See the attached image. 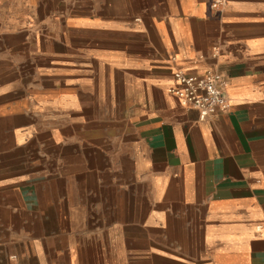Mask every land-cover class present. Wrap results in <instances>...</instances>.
<instances>
[{"label":"crops","instance_id":"0c3cea01","mask_svg":"<svg viewBox=\"0 0 264 264\" xmlns=\"http://www.w3.org/2000/svg\"><path fill=\"white\" fill-rule=\"evenodd\" d=\"M0 264H264V0L0 3Z\"/></svg>","mask_w":264,"mask_h":264},{"label":"built area","instance_id":"2783aa9c","mask_svg":"<svg viewBox=\"0 0 264 264\" xmlns=\"http://www.w3.org/2000/svg\"><path fill=\"white\" fill-rule=\"evenodd\" d=\"M175 80L177 84L170 92L181 105L197 110L201 119L230 110L231 103L225 92L227 82L220 73L196 75L177 71Z\"/></svg>","mask_w":264,"mask_h":264},{"label":"rangeland","instance_id":"374dc122","mask_svg":"<svg viewBox=\"0 0 264 264\" xmlns=\"http://www.w3.org/2000/svg\"><path fill=\"white\" fill-rule=\"evenodd\" d=\"M6 1H13V2H18L19 0H0V3H2V2H6ZM22 1H24V0H22ZM50 12V15H52V16H54V17H56L57 18V16L58 15H60V11L59 10H51V11H49ZM74 13V15H78V14H80L79 13V11H74L73 12ZM55 15H57V16H55ZM56 18H54V19H56Z\"/></svg>","mask_w":264,"mask_h":264}]
</instances>
